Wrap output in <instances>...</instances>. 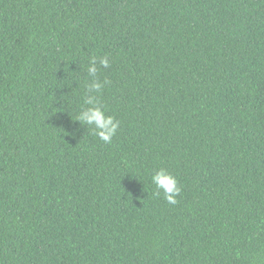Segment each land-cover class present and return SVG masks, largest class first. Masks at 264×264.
Instances as JSON below:
<instances>
[{
    "label": "trees",
    "instance_id": "1",
    "mask_svg": "<svg viewBox=\"0 0 264 264\" xmlns=\"http://www.w3.org/2000/svg\"><path fill=\"white\" fill-rule=\"evenodd\" d=\"M0 264H264V0H0Z\"/></svg>",
    "mask_w": 264,
    "mask_h": 264
},
{
    "label": "clouds",
    "instance_id": "2",
    "mask_svg": "<svg viewBox=\"0 0 264 264\" xmlns=\"http://www.w3.org/2000/svg\"><path fill=\"white\" fill-rule=\"evenodd\" d=\"M98 63L103 68L109 67L108 55L99 57ZM87 72L89 76L93 78L92 83L88 87L91 91L98 93L106 81L101 82L97 78L98 67L97 59L95 57L90 59ZM84 103L92 106L81 111L77 119H79L81 122H87L88 125L94 126L98 137L104 142L110 143L119 122L116 121L111 115H106L105 110L100 107L97 104V101H95L93 98H85ZM151 181L155 185L156 189L163 191L164 197L169 203H177L176 196L180 193L181 189L176 178L171 173L167 172L166 169L161 168L151 176ZM155 194L159 195V191H157Z\"/></svg>",
    "mask_w": 264,
    "mask_h": 264
}]
</instances>
